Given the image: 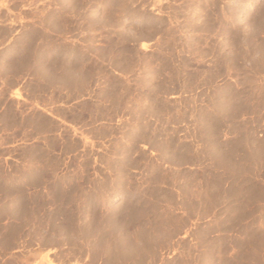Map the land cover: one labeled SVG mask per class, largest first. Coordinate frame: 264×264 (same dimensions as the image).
<instances>
[{
    "label": "rangeland",
    "instance_id": "374dc122",
    "mask_svg": "<svg viewBox=\"0 0 264 264\" xmlns=\"http://www.w3.org/2000/svg\"><path fill=\"white\" fill-rule=\"evenodd\" d=\"M0 264H264V0H0Z\"/></svg>",
    "mask_w": 264,
    "mask_h": 264
},
{
    "label": "crops",
    "instance_id": "0c3cea01",
    "mask_svg": "<svg viewBox=\"0 0 264 264\" xmlns=\"http://www.w3.org/2000/svg\"><path fill=\"white\" fill-rule=\"evenodd\" d=\"M114 73H117L116 71H114ZM118 77H121L120 75ZM122 87L120 89H118V94L120 95V97L122 99H126V101L124 102H128L127 98L129 97V93L128 90H125V86L129 85V80L126 79L125 77H122ZM23 100V98H22ZM95 104L97 101H94ZM98 103H100L98 101ZM80 102L78 101H71L68 102V107H73L76 105H79ZM123 111V109H122ZM47 115H49L52 119L63 123L64 125L70 127L72 129V132H74V128L75 125L72 124H68V120L66 117H62L59 115H55L50 113L49 111H46ZM123 118L118 117L117 119H115L114 122H112L110 125H106L105 123H103V121H100L99 119H94V121H92L91 117H88L86 119V122L81 126V131L78 132V137L80 138V140L84 141V144L87 142L88 145L90 144H96V152L99 153L102 148L100 144H105L106 143H113L114 141L117 140V138L120 137V135H122V131H118L117 128H120V123L123 122ZM110 123V122H109ZM116 128L115 131L110 132L111 130L109 129H113Z\"/></svg>",
    "mask_w": 264,
    "mask_h": 264
}]
</instances>
